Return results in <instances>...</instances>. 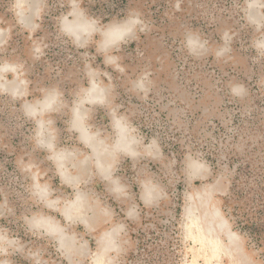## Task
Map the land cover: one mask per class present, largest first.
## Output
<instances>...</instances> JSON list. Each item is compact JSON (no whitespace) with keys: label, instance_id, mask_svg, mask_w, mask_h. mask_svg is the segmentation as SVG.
I'll return each mask as SVG.
<instances>
[{"label":"rangeland","instance_id":"rangeland-1","mask_svg":"<svg viewBox=\"0 0 264 264\" xmlns=\"http://www.w3.org/2000/svg\"><path fill=\"white\" fill-rule=\"evenodd\" d=\"M99 260L264 264V0H0V264Z\"/></svg>","mask_w":264,"mask_h":264},{"label":"bare ground","instance_id":"bare-ground-1","mask_svg":"<svg viewBox=\"0 0 264 264\" xmlns=\"http://www.w3.org/2000/svg\"><path fill=\"white\" fill-rule=\"evenodd\" d=\"M85 26H87L86 25V22L77 21V22H75V24H73V31L76 32V33H79L81 29H84L85 28ZM70 27H71V25H70ZM117 33H118V31L114 30V31H111V33H109L108 36L113 39L115 36H117ZM59 162H61V161H59ZM74 204H76V203H74ZM83 207H84V204L78 203V204L72 206L71 208H75L76 210H78V211L81 212V209ZM194 208H196V206H194ZM191 210L192 209H190V211ZM67 214L70 215V214H73V213H71L70 211H68ZM68 217H74V216H68ZM224 225H225V223L221 224V226H224ZM193 226H194V228H195L196 231L197 230H198V232L201 231V235H202L204 241L206 242L205 245H208V244L211 245V249H213V254L215 256H219L222 252H229V253H231V251H229L231 249L230 248H227L228 246H223V245L220 244L219 231H218V229H216L214 227V225H212V223L208 222V224H205L204 221H203V219L200 220L199 218L195 217L194 220H193ZM50 228L55 230L56 229V226L54 227L52 224H50ZM97 259H98V256H97ZM98 264H104V263H103L102 260H99L98 261Z\"/></svg>","mask_w":264,"mask_h":264}]
</instances>
